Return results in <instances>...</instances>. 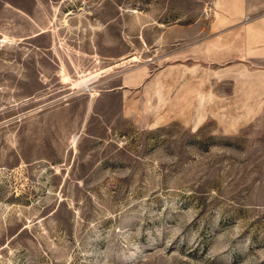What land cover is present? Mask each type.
<instances>
[{
  "label": "rangeland",
  "instance_id": "374dc122",
  "mask_svg": "<svg viewBox=\"0 0 264 264\" xmlns=\"http://www.w3.org/2000/svg\"><path fill=\"white\" fill-rule=\"evenodd\" d=\"M0 264H264V0H0Z\"/></svg>",
  "mask_w": 264,
  "mask_h": 264
},
{
  "label": "bare ground",
  "instance_id": "6f19581e",
  "mask_svg": "<svg viewBox=\"0 0 264 264\" xmlns=\"http://www.w3.org/2000/svg\"><path fill=\"white\" fill-rule=\"evenodd\" d=\"M135 58V57H134ZM98 75L97 74H92L91 76H89V77H87V78H85V79H83V85H88V84H90V83H92V81H94V79H96V77H97ZM89 86V85H88ZM76 141V140H75Z\"/></svg>",
  "mask_w": 264,
  "mask_h": 264
},
{
  "label": "flooded vegetation",
  "instance_id": "af4514ba",
  "mask_svg": "<svg viewBox=\"0 0 264 264\" xmlns=\"http://www.w3.org/2000/svg\"><path fill=\"white\" fill-rule=\"evenodd\" d=\"M2 42H5V40L3 39Z\"/></svg>",
  "mask_w": 264,
  "mask_h": 264
}]
</instances>
